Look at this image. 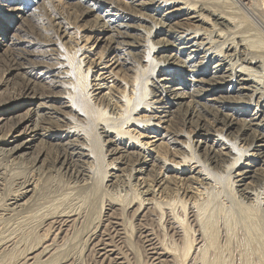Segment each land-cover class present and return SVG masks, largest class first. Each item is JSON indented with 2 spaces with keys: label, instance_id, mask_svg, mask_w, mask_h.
I'll list each match as a JSON object with an SVG mask.
<instances>
[{
  "label": "bare ground",
  "instance_id": "bare-ground-1",
  "mask_svg": "<svg viewBox=\"0 0 264 264\" xmlns=\"http://www.w3.org/2000/svg\"><path fill=\"white\" fill-rule=\"evenodd\" d=\"M21 3L0 2V69L43 83L16 82L13 99L54 100L95 132L85 146L82 129H62L76 151L61 152L48 142L61 125L39 126L33 147L8 152L47 172L85 157L92 181L45 200L42 174L9 180L0 264H77L80 252L93 264H136L140 239L146 264H264V0H64L45 27ZM61 38L68 57L53 48ZM9 110L0 96V140L25 120L2 118ZM124 170L136 188L118 199L106 188ZM127 214L134 225L159 221L160 234L138 226L131 242Z\"/></svg>",
  "mask_w": 264,
  "mask_h": 264
},
{
  "label": "rangeland",
  "instance_id": "rangeland-1",
  "mask_svg": "<svg viewBox=\"0 0 264 264\" xmlns=\"http://www.w3.org/2000/svg\"><path fill=\"white\" fill-rule=\"evenodd\" d=\"M7 1L8 0H4V1H0V2L6 3ZM53 1H51L52 3L50 2V4H48L47 1H43V0H20V2L24 3V4L21 3V5L23 6L22 9H24L25 12H32V15H34V13L40 12L41 15H44V17H45L44 23L41 24L42 26L44 25L43 27L48 25L47 24L48 22H46L47 21L46 14H44V13H46V11L48 12V9H50L52 7L53 8L55 7L57 9L61 8L63 5L62 2L64 0H60L62 2H58V3H56V1L55 2H53ZM69 1L65 0L66 3H68ZM226 1L231 3L232 0H226ZM44 3H46V4H44ZM16 5H19V3L18 2L15 3V6ZM13 19H15V18H13ZM43 29L49 30V28L47 29V27L43 28ZM7 31L9 34V32H11V29H8ZM71 31H72V29H71ZM72 39H74V41H76L75 38H72ZM70 44H72V43H70V41H68L67 38H63V39L61 38L60 41H57V44L53 45V48H55V50H56L55 52H57L62 57H66V56L68 57L69 55L72 54V50H71L72 48L70 49V46H69ZM66 68H67L66 66H64V67L60 66L59 69H57V70L63 71V70H66ZM54 72H57V71L55 70ZM1 77L8 78V82H9L8 86L3 85V83H1V81L3 80V78H1ZM50 77L55 79V80H58V78H59L57 76H50ZM27 78L31 79V80L34 79L39 84L43 83V81H38L37 78H34V76H31L28 74H25V75L24 74H19V75L9 74L8 75L6 71H4L3 69L2 70L0 69V79H1L0 80V96H2L3 98H5L9 101V109H10L9 113H7L6 115H1V117L6 118V116H7L8 117L7 119H9L11 123H14V121L16 120L18 115L19 116L20 115L25 116V120L23 121L21 126H19V127L16 126L17 128H15L16 131L14 133H12L9 136H6L5 140H3V139L0 140V169L2 172V175L0 176V179H1L0 180L1 181L0 182V206L4 205L5 199H7V197L11 195V191L13 192V190H14V187L12 185L13 183H11L9 180L15 182L16 178L21 177L22 174H23L22 176L26 175V177H30L29 173H31V175H34L33 171L35 173L42 174L44 177L43 181L46 180V185H47L46 187L47 188L44 189L45 191L43 190V195H42V196H44L45 200H46V198H49L50 196H52V193L58 194L59 192H61V190H64V191H66V190L71 191L72 190V191H74L76 189H79L81 186H85V185L89 184V182L92 181L89 173L85 169H83L81 166V165H84V164H82L81 160H87V158H85V157H83L82 159L79 160L78 158L73 156V157H71V159L68 160V163L66 166H64V165L60 166L59 163L56 162V163H54V165L52 167V169H54V170L51 169L50 171L47 172L46 170L44 171L43 169L42 170L41 169L35 170V167L33 168L31 166V164L29 163V160L25 159V158H28L29 155H31V154L24 155V156L22 155L21 157H19V156H15L16 154L11 155L8 152L10 150V147H13L19 143L24 144L26 142L33 141V142H31L32 143L31 146L33 147V144L37 143L38 140L36 139L37 137L34 136L33 133L30 132V129L31 128L37 129V128H39V126L45 127L46 130L51 129V130L55 131L57 129H55L54 127H56V125H59V126L61 125V127H60L61 130H57V132H55V134L59 138L48 140V142L51 143L52 145H56L54 147H56V148L59 147L58 149L61 152L63 150H66L69 152L76 151V149H73V146L71 144V142H75V140H72V139H74L76 137V135L75 134H69L68 135L67 132L62 130L66 127L74 128L76 125V128L82 129V131H83L82 136L84 137V139L81 138L80 141H82L85 146L87 145V142H89L88 139L86 140L85 138H88V137L92 138L94 136L95 131L92 128L91 124L89 125L88 123H84L81 120L74 119L73 116H71V113H69V112H68L67 116L66 115L63 116V114L58 112V110L56 109V108H58L59 104L54 100H33L32 102L29 101L26 103H21L18 100H14L13 96H12V89L10 87L12 85L14 86L16 82H18V83L19 82L22 83L23 81H24L23 83L27 82V80H26ZM59 79H61V78H59ZM58 88H59L58 86H54L53 89L58 90ZM63 90L64 89L62 88L61 91L63 92ZM80 99L81 98H79V103L77 101L78 106L81 108H84V109H88L87 108L88 106L85 104L84 100L80 101ZM54 109H55V111H54ZM62 111H64V108L62 109ZM43 112H49L48 114H46L45 117H48L49 121L52 122V124L50 122H48V123L39 122L40 118L37 114H41ZM65 112H67V110ZM24 125L27 126L26 130H25L26 133L21 134L20 130H22V126H24ZM131 128H134V127L132 126ZM0 132H2V130ZM52 145H50V147H52ZM50 150H51V148H50ZM27 152L32 153V148L27 150ZM89 160H91V159H89ZM28 167L29 168L31 167L30 168L31 170ZM112 170H110V172H112ZM7 174H8V176H7ZM12 174H14V175H12ZM44 174H45V176H44ZM109 178H111V177H109ZM2 181H3V184H2ZM116 182H115L113 188L107 187L106 189L108 190V192L111 193L112 196L117 197L118 199H120L121 197L126 196V195H131L132 192H134L133 188H136V185H135L136 182L134 181V179L132 180V171H129V170H124L123 175L120 176V178H118ZM133 183H134V185H133ZM106 184H108V182H106ZM131 185H132V187H131ZM6 186H7V188H5ZM156 188L157 187H155V189ZM10 189H11V191H10ZM47 191H49V192H47ZM56 191H58V192H56ZM2 192H3V196H4V198H2V199H4V202L1 199V197H3L1 194ZM46 192L49 193L47 195L48 197H45L47 194ZM44 193H46V194H44ZM45 200H43V201H45ZM43 201L40 200V202H43ZM114 206L117 207L116 205H114ZM118 211L120 212V210H118ZM126 217L131 224V228L133 226V228L131 230V234H129L131 242H133L134 233L138 229V226H140V227H142V226L148 227L149 226L148 228H151V230L154 234L155 233L160 234V232H161V228H160L161 224L157 220H154V221L146 220L144 222H141L140 223L141 225H138V224L134 225L136 220L133 219L132 217H130L129 214H127ZM157 222L159 223V225ZM132 254H133V256H135L136 259L138 257V260H135L136 264H146L147 263L146 262V254L144 251V246L142 245L141 239L139 240L138 244L135 245V249L133 250V253L131 252L129 254V257H131ZM84 256H85V258H84ZM79 257H82V258H79ZM80 259H81V261H80ZM82 259H84V260L82 261ZM88 259H90L89 256L87 257V255H85L83 252H80V255L78 256V260L80 262L78 261L77 264H93L94 263V262H92V260H88ZM131 261H133L132 264H134V258H132Z\"/></svg>",
  "mask_w": 264,
  "mask_h": 264
}]
</instances>
